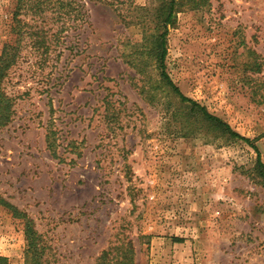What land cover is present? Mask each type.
Returning <instances> with one entry per match:
<instances>
[{"label": "rangeland", "instance_id": "obj_1", "mask_svg": "<svg viewBox=\"0 0 264 264\" xmlns=\"http://www.w3.org/2000/svg\"><path fill=\"white\" fill-rule=\"evenodd\" d=\"M85 2L48 54L20 36L0 201L33 219L49 264H117L122 250L136 264H264L259 151L183 100L161 55L167 29L166 72L264 162V0H176L167 26L171 0ZM16 5L0 0V57L15 27L39 24ZM27 249L25 218L0 202V264Z\"/></svg>", "mask_w": 264, "mask_h": 264}, {"label": "trees", "instance_id": "obj_2", "mask_svg": "<svg viewBox=\"0 0 264 264\" xmlns=\"http://www.w3.org/2000/svg\"><path fill=\"white\" fill-rule=\"evenodd\" d=\"M125 0H107L111 5H115L118 3H122ZM176 0H171L170 9L165 18V25L167 26L173 19L174 15V6ZM15 15L18 17V14L21 13H32L39 20V24L36 25V30L27 32L22 30L21 25L15 27L17 31V39L16 42L6 43L2 55L0 57V125L7 124L12 117V106L13 99L7 96L5 89L3 88V80L7 75V70L11 66V64L17 58L18 53L20 52V36L24 35V33H28L32 35L34 40V45L38 47H43L44 52L47 54L50 52V48L54 43L60 42L63 33L66 30H78L79 22L84 21L87 17L86 11V2L85 0H17ZM20 23L22 19H19ZM19 23V24H20ZM56 27V28H55ZM53 32H49V31ZM167 29L162 34L163 39L161 45L163 47L162 50V60H163V70L162 75L166 79L167 83L172 86L183 98L185 101H189L193 104V107L199 108L207 118L214 120L218 125L224 127L230 134L233 136L240 138L244 141L250 143L255 149L259 151L258 163L262 167L264 171V162L260 157V150L256 144L252 142V140L236 131L227 121L222 119L220 116H217L211 113L204 105L199 103L198 101L186 96L179 86L173 81L171 76L165 70L164 58L167 52V43H166V35ZM49 33L51 37L49 36ZM2 204L7 205L16 216H22L25 218V234L28 240V249H27V257L25 264H49V260L46 258V250L48 249V245L45 242V239L33 224V219L28 217L25 212H22L15 205L5 201H0ZM132 244V242H130ZM108 256V251H105L103 254V258ZM117 259V264H136L134 259V252H129L127 250H122L115 255ZM1 260L6 261V257H1ZM3 264H6L5 262Z\"/></svg>", "mask_w": 264, "mask_h": 264}]
</instances>
